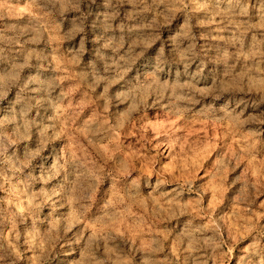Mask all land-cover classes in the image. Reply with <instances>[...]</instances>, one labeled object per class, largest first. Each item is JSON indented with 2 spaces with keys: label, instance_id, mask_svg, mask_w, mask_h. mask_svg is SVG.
Masks as SVG:
<instances>
[{
  "label": "rangeland",
  "instance_id": "rangeland-1",
  "mask_svg": "<svg viewBox=\"0 0 264 264\" xmlns=\"http://www.w3.org/2000/svg\"><path fill=\"white\" fill-rule=\"evenodd\" d=\"M0 264H264V0H0Z\"/></svg>",
  "mask_w": 264,
  "mask_h": 264
}]
</instances>
